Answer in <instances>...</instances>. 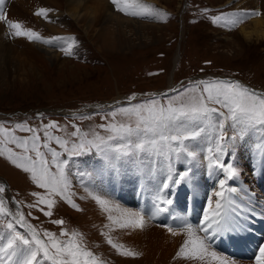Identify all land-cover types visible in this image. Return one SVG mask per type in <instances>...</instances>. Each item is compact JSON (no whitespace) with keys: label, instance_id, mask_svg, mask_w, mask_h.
<instances>
[{"label":"rangeland","instance_id":"obj_1","mask_svg":"<svg viewBox=\"0 0 264 264\" xmlns=\"http://www.w3.org/2000/svg\"><path fill=\"white\" fill-rule=\"evenodd\" d=\"M16 2L5 0L4 10L8 17L19 20L25 27L38 31L39 28L34 23L37 18L30 9L42 8V5L31 4L30 6L27 3V8L21 10L23 4L21 1ZM181 2L182 0H157L156 3L151 1L152 5L166 13L161 17L147 16L140 19L124 15L113 7L112 11L128 20L130 25L129 27L125 24L126 27L118 29L115 33L118 36L117 43L115 42L113 46L105 42L103 34L98 30L92 29V32L90 31L88 34L86 25L83 26V23L80 25L72 16L58 13V15H63L59 26L53 24L56 23L53 21L58 19L53 14H48L47 19L40 17L43 20L40 21L43 24L42 27L48 32H38L44 34L72 33L76 36L74 43H78V46L74 45L72 47L73 54L67 56L55 51L56 56L39 47L38 62L31 63V68L24 61V57L20 56V52L23 53L24 50V47L20 46L23 44L20 40H27L28 47L38 49L35 47L36 43L25 37L9 35L7 25L3 22L4 26L0 30V124L14 128L17 123H27L32 127L41 128L42 135L43 124L57 121L60 129L52 130L56 135L66 137L74 130L75 126H79L83 131L94 129L103 133V130L97 126L106 123L104 116L113 108L126 107L130 103H141L149 98L162 97L164 94L160 91L173 84L175 85L173 88H180L190 81H198H182L193 75L212 74L214 76L199 80H239L247 86H257L264 91V38L248 40L240 32L243 26L249 25L250 21L257 16L245 19L237 27H225L223 21L214 23L211 20L212 16L221 13L231 14L230 10L240 8L260 10L259 17H261L264 14V0H187L186 10H181L182 13L179 15ZM109 3L112 5L111 0ZM14 6L21 14H18L20 19L17 14H11ZM205 9L208 11H204ZM2 44L11 45L15 53L11 57H5V49H2ZM47 49L54 51L49 47ZM177 54L179 57L175 61ZM216 75H224L226 78H216ZM180 81L182 82L180 83ZM133 93H141L143 96L131 102L129 100L121 101L120 98L131 96ZM167 95H175V93L169 90ZM118 99L121 101L119 104L100 107L94 111L69 114L48 112V109L77 110L92 103L117 101ZM16 134L19 136L31 135V133L19 129L16 130ZM262 142L264 141L260 135H257L256 141L251 136L237 140L230 143L229 148L232 150H229V155L224 158L226 162L231 161L232 154H234L235 163L241 168V174L238 178L240 181H233V187L238 185L240 192L237 194L241 201L246 202L249 206L247 212L253 214V210L257 215L264 213V164H262L261 151L258 148ZM10 146L14 147V145ZM52 147L61 150L55 141H52ZM65 158H67V154H65ZM95 166L101 167L99 157L94 153L70 159L69 176L72 183L71 191L74 193L72 198L79 205V209L73 208L67 201L57 197L58 202L53 208L52 217L45 216L35 208H28V204L34 203L36 200L31 193L44 190L31 180L29 173L13 165L6 156H0V184L5 185L6 182L15 200L23 202L22 208L25 214L31 213L28 218L37 229H48L59 233L60 229L64 227L81 232L85 245L96 253L105 264H145L147 259L150 260L148 264H166L169 262V258L177 257L176 254L183 241L179 238L174 242L171 233L161 226L158 227L165 229L161 236L154 231L142 232L139 229L136 230L140 232L128 231L125 233L122 231L118 240L112 236L114 242L124 244L127 248L141 253L139 256L121 255L107 243V236L104 233L109 229H104L103 226L107 221V214L101 213L104 217H98L97 211L99 214L100 207L89 195L93 184V176L90 183V172ZM78 172H84L86 175L81 177L77 174ZM215 172L216 175L202 177L197 181L199 184L196 186L209 196L216 188L218 189V179L222 178V175L218 174L216 170ZM122 177L119 179L110 178L113 179L110 192L115 194L112 190L117 187L116 183H119L121 187ZM151 177L156 179L152 175ZM144 178V182L150 179ZM149 185L151 184L149 183ZM151 186L156 187L155 185ZM175 188L179 197L188 192V185L181 184ZM257 192L259 193L256 194ZM144 196L142 194V197ZM118 198L121 200L120 197ZM135 199L139 201L138 198ZM234 200L239 205L240 202ZM121 201L122 203L119 200L115 202L121 206H123L122 204L131 205L129 204L131 201ZM139 205L143 206V202L140 201ZM159 217L163 218V216ZM244 217V222L248 226L240 231L239 240L241 242H238L236 247L249 250L251 252L250 260L247 262L254 264L253 259L257 248L264 245V215L252 218L247 213ZM52 219H63L65 224L54 225L51 223ZM251 219H254L253 223L250 221ZM214 243L216 244V239ZM171 248L174 252H171ZM233 250L226 248L221 253L233 252ZM238 253L240 256L247 255L245 251L241 250ZM145 254H148L149 258H146ZM180 260L185 264H200L197 261ZM238 261L244 263L242 262L244 260Z\"/></svg>","mask_w":264,"mask_h":264},{"label":"snow or ice","instance_id":"obj_2","mask_svg":"<svg viewBox=\"0 0 264 264\" xmlns=\"http://www.w3.org/2000/svg\"><path fill=\"white\" fill-rule=\"evenodd\" d=\"M117 11L127 16H161V11L145 0H111ZM5 0H0V22H5L8 34L26 37L29 41L51 44L54 41L71 40V37H44L19 20L8 17L4 10ZM52 11L39 8L35 15L48 18ZM204 11H208L205 9ZM258 10L239 12L211 17L214 23L223 21L225 27H237L245 19L260 16ZM62 51L72 55V44ZM175 95L149 98L141 103H130L126 107H116L105 114L106 123L97 127L103 133L91 129L83 131L75 126L67 136L56 135L52 130L60 129L57 121H50L41 128L27 123H17L14 128L0 124V156L16 167L29 173L31 180L43 192L31 193L36 198L28 208H35L47 217L53 216L57 197L79 209L72 198V183L69 176V162L72 157L94 153L99 157L100 173H118L130 167L137 171L147 170L155 176L162 173L163 178L156 186L151 218L168 212L173 200L167 198L166 190L187 184L194 190L197 177L194 164L200 154L193 142L205 140L209 143L204 159L209 169L216 170L222 178L218 179V190L208 197V206L199 225L194 226L185 217L173 216L178 223L164 225L173 236L185 235L177 257L200 262V264H238L237 260L216 250L213 242L217 237L240 232L245 229V217L241 216L240 205L229 195L237 188L229 187V181L238 179L241 168L235 163L234 154L226 162L230 143L243 140L252 134L261 136L264 141V92L232 79H202L190 81L180 88L170 89ZM129 101L136 99L135 94ZM31 133L19 136L16 130ZM52 141L61 150L52 147ZM14 145V147L10 146ZM264 164V142L258 145ZM67 154V158H65ZM184 163L182 171L177 164ZM79 176L86 175L78 172ZM5 185L0 184V264H105L83 241L79 231L62 227L60 232L40 229L32 224L22 210L23 202L16 201L15 210L2 195ZM89 195L107 214L109 229L104 235L107 243L124 256H139L141 253L114 242L111 232L116 229H143L146 217L143 210L133 211L101 192ZM215 198V199H213ZM54 225H64L63 219H52ZM254 264H264V245L254 257Z\"/></svg>","mask_w":264,"mask_h":264},{"label":"bare ground","instance_id":"obj_3","mask_svg":"<svg viewBox=\"0 0 264 264\" xmlns=\"http://www.w3.org/2000/svg\"><path fill=\"white\" fill-rule=\"evenodd\" d=\"M13 1H17V2L21 1V3L23 4L21 6V10H22V8H24V9L27 8L26 7L27 3H28V5L30 4V6H31V4H35L37 6H38V4H41L42 8L51 9L52 11H50V13H53V16L54 17L56 16L55 18H58L57 20L55 19V21H53V22H56V23H53V24H58L57 26H59V24H60L59 22H61L62 17H63V15H58V13L61 12L62 14L72 16L73 18H75L78 21V23H80V25L82 23H83V26L86 25L85 28H86L88 34H90V31L92 29L93 30L95 29V31L98 30L101 34H103V39L105 40V42L109 43L112 46L117 41V37L118 36L115 35V33L118 31V29L124 27L125 24H127V26L130 27V25L128 24V20L122 18L120 15H118L117 13L112 11L114 6H113V4L110 5L108 0H30V3H29V0H13ZM151 1L154 2V3L157 2V0H150V1L145 0V2L147 4L152 5ZM12 12H11V14H15V15L17 14V16L21 15V14H19L20 12L17 10L16 7L14 9H12ZM161 13H162V15H164V13H166V11L161 10ZM41 20H42V18H39V21H41ZM36 22H37V20H36ZM3 26H4L3 22H0V30L2 29ZM56 30H57V28H56ZM57 32H59V31L57 30ZM240 32L248 40H250L252 38H256V39L264 38V14L261 17H259V16L255 17L253 20L250 21L249 25L243 26L240 29ZM20 41L23 42V44H20V46H22V48L24 47L23 53L20 52L21 53L20 56L22 58L24 57L23 58L24 61H26L28 63V65H30V68H31V63H37L38 62V57H39L38 54L40 52L39 47H40V49L45 50L47 53L55 54V51L48 50L47 48L44 49L42 47L43 45L35 44V47H38V49H34L32 47H28L29 43H28L27 40H26L27 42L24 41V40H20ZM107 43H105V44H107ZM1 47H3L2 49H5L4 50L5 51L4 52L5 53L4 54L5 57L6 56L7 57H11L12 54L15 53L14 48H12L11 45L10 46H6L5 44H2ZM55 55H53V57ZM178 57H179V54L176 55L175 61L178 60ZM24 65H26V64H24ZM125 97H130V96H125ZM119 177H122V174H120ZM127 177H128V175L127 176L123 175V177L121 178L122 180H120L121 181L120 183H121V187L124 186V196L128 197V200H131V203H129L131 205L122 204L123 205L122 207L123 208H128V209H131V210L135 211L134 205H136V203H138V205H139L140 201L135 199L134 195H132V192H135L137 187H136L134 181L128 179ZM110 178L111 177H109L106 174H101L99 170L94 171L93 172V184L91 186V192H93V191L101 192L103 194H106L112 200H114V201L119 200L122 203V201L118 198V197H120V195H119L120 192L118 191V188H121L119 183L115 182L117 187L113 188V190H112L113 192H115V194L109 191L110 189H112L111 182H113V179H110ZM152 184L153 183H151V185ZM151 185L143 186L140 183V185L138 186V191L141 193V195L142 194H143V196L146 195V196L143 197L144 202L147 205L145 207V209L151 204V201H152V199H154L155 194H156V187L151 186ZM133 188H135V189H133ZM101 213L106 214L100 208V213L99 214H98V211H97V215H98L99 218L104 217L103 214H101ZM157 217H158L159 221L164 220V217L163 218H160L159 216H157ZM108 224H109V221L107 220L106 223H104V225H103L104 229H108L107 227H105V225H108ZM139 230H141V229H139ZM139 230L116 229L115 231L111 232L110 234L115 238V240L116 239L118 240V238L120 237L121 233H123V232H125V233H127L128 231L140 232ZM164 230L165 229H163L161 227L159 228L155 224L149 222L147 220V218H146V226L141 231L142 232L143 231H154L156 234L161 236V233ZM107 232H108V230H107ZM176 237L177 236H172V234H171V238H173L172 240L174 242L176 241V239L181 238L180 240L184 241V239L186 238L185 235H179V237H177V238ZM177 242H178V240H177ZM171 252H174V251H172V248H171ZM171 252H169V253H171ZM173 255L175 256V254H173ZM144 256L146 258H149L148 254H145ZM176 258L177 257L169 258V262L168 263L166 262V264H185L182 260H180V259H183V258H180V259L179 258L176 259ZM148 261H150V260L147 259L145 264H148ZM237 262H238V264H251V263H249L247 261H242L244 263H240L241 261L237 260Z\"/></svg>","mask_w":264,"mask_h":264}]
</instances>
